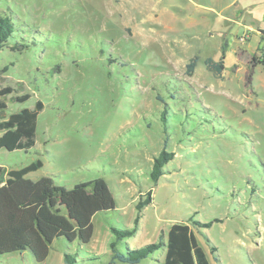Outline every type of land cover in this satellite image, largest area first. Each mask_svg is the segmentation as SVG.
Here are the masks:
<instances>
[{
  "label": "rangeland",
  "instance_id": "rangeland-1",
  "mask_svg": "<svg viewBox=\"0 0 264 264\" xmlns=\"http://www.w3.org/2000/svg\"><path fill=\"white\" fill-rule=\"evenodd\" d=\"M0 15L16 26L0 51V90L14 91L0 121L43 104L35 146L0 149V167L39 159L29 180L100 178L115 200L88 245L57 239L40 264L108 263L110 229L131 228L148 193L118 252L160 242L139 264H163L170 225L188 223L210 264H264V0H0ZM163 147L173 158L154 183ZM0 264L37 263L25 252Z\"/></svg>",
  "mask_w": 264,
  "mask_h": 264
},
{
  "label": "trees",
  "instance_id": "trees-1",
  "mask_svg": "<svg viewBox=\"0 0 264 264\" xmlns=\"http://www.w3.org/2000/svg\"><path fill=\"white\" fill-rule=\"evenodd\" d=\"M16 26L11 17L0 15V51L14 40ZM193 57L186 65L191 73L196 65ZM206 67L216 76L223 70L222 62L204 61ZM6 69V68H4ZM14 92L6 87L0 90V97ZM30 96L15 97L23 103ZM6 104L0 99V111ZM43 104L36 101L33 108H23L0 121V149L9 152L29 151L35 146L37 118ZM173 158L163 147L153 159L150 179L156 183L163 175L164 166ZM39 159L18 169L5 170L0 167V255L30 252L36 263L44 262L50 253L51 244L57 239L67 243L86 246L93 236L92 219L95 214L115 208V200L103 179L78 182L67 188L54 183L48 177L29 180L26 175L39 170ZM151 203L150 194L136 205V216L129 229L111 228L112 241L109 243L110 261L106 264H139L161 247L152 243L125 253L117 251V243L132 237L138 230L141 210ZM199 225L198 222H194ZM210 224H204L209 227ZM215 250L212 249V252ZM65 264H75L70 254H63ZM163 264H210L204 250L198 244L195 233L188 223H173L166 233Z\"/></svg>",
  "mask_w": 264,
  "mask_h": 264
},
{
  "label": "crops",
  "instance_id": "crops-1",
  "mask_svg": "<svg viewBox=\"0 0 264 264\" xmlns=\"http://www.w3.org/2000/svg\"><path fill=\"white\" fill-rule=\"evenodd\" d=\"M29 174H30V173H29ZM27 175H28V174H27ZM27 175H26V176H27ZM26 178H27V177H26ZM94 236H95V235H94V231H93L92 239H93ZM92 239H91V240H92ZM26 252H28V251H26ZM21 253H25V252H21ZM49 257H50V253H49V256L47 257V259H48ZM32 259H33V258H32ZM47 259H46V260H47ZM46 260H45V261H46ZM33 261H34V260H33ZM34 262H35V261H34ZM35 263H36V262H35ZM42 263H43V262H42ZM37 264H40V263H37Z\"/></svg>",
  "mask_w": 264,
  "mask_h": 264
},
{
  "label": "water",
  "instance_id": "water-1",
  "mask_svg": "<svg viewBox=\"0 0 264 264\" xmlns=\"http://www.w3.org/2000/svg\"><path fill=\"white\" fill-rule=\"evenodd\" d=\"M30 254V252H28ZM31 255V254H30Z\"/></svg>",
  "mask_w": 264,
  "mask_h": 264
}]
</instances>
